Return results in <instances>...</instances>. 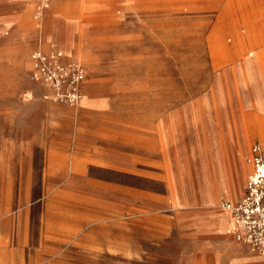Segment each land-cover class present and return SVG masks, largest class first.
<instances>
[{"label":"crops","instance_id":"obj_1","mask_svg":"<svg viewBox=\"0 0 264 264\" xmlns=\"http://www.w3.org/2000/svg\"><path fill=\"white\" fill-rule=\"evenodd\" d=\"M105 1L89 3L101 7ZM32 6L26 3L21 8L20 31H25V14ZM59 7L54 5L46 12L42 28L28 31L36 47L59 49L67 60L82 61L79 56L88 57L93 47L103 59H119L124 54L123 45L134 38L129 33L135 26L128 18L134 15L130 9L100 8V23L83 26L60 13ZM251 28L244 39L208 41V55L214 66L206 87L211 103L180 104L174 120L168 121L165 137L160 106H155L157 114L150 116L143 114L148 105L136 106L124 98L125 92L134 89V80L147 79L145 73L91 72L85 79L94 93L90 101L75 107L49 101L36 106L37 115L22 123L30 129L24 145L26 150L40 149L47 166L38 174V185L32 172V178L25 180L23 171L15 175L20 191L26 185L27 191L46 193L38 201L46 204L45 239L53 242L46 245L47 249L64 250L73 243L86 255H98L92 251L100 246L98 232L120 222L118 216L100 214L107 201L104 191L134 192L136 176L162 179L169 175L162 169V161L170 159L175 165L171 166L174 177L167 184L169 190L184 193L177 161L190 158L201 166L205 194L194 202H187L184 195L174 207V230L182 264H264V255L254 252L231 232L232 212L223 206L237 202L245 194L253 169L248 160L251 148L255 143L264 145V22ZM218 96H223L224 102H215ZM238 157L244 159L246 167L240 193L228 197L224 188H219L220 197L215 201L211 193L218 192L216 161H223L230 175ZM119 175L127 177L126 182L120 181ZM72 201L83 207L75 217L78 222H72ZM3 211L0 207V264H32L33 253L27 249L42 248L44 243H33L34 238L21 232L17 213L12 237ZM72 231L79 232L78 236H72ZM51 253L60 255L64 251Z\"/></svg>","mask_w":264,"mask_h":264},{"label":"rangeland","instance_id":"obj_2","mask_svg":"<svg viewBox=\"0 0 264 264\" xmlns=\"http://www.w3.org/2000/svg\"><path fill=\"white\" fill-rule=\"evenodd\" d=\"M89 1L55 0L40 18H36V1L0 0V207L4 209L3 216L8 218L7 231L13 237L17 213L19 222H22L21 232L34 238L33 243H44L42 248L27 249L33 253L32 264H182V257L178 254L180 242L174 230V207L184 195L187 202H194L205 194L202 192L205 180L201 166L190 158L177 161L184 193L169 190L167 184L174 177L171 174L174 167L171 166L175 165L170 159L162 161V169L169 173L162 179L136 176L134 192L104 191L107 201L103 202L100 214L118 216L120 222L98 232L100 246L92 250L98 255H86L85 250L73 243L64 250L47 249L46 245L53 242L45 239L47 232L43 218L46 204L38 201L46 193L27 191L26 185L20 191L15 173L23 171V180L32 178L30 174L34 173L38 185V174L48 161L40 149L26 150L24 139L30 136V129L22 123L37 115L36 106L42 101L75 107L93 99L94 93L90 90L92 85L85 81L84 97L79 104L56 100L51 87L36 78L30 54L41 47H36L35 40L27 34L32 28H42L46 12L58 4L60 13L83 26L100 23V8L132 10L134 15L128 18L135 26L129 33L134 38L127 46L123 45L122 57L103 59L96 54L94 47L88 57L78 56L85 63L80 61L85 67V79L89 73L97 71L145 73L147 79L134 80V89L125 92L124 98L136 106L148 105L143 114L150 116L157 114L153 110L160 106L165 137L169 131L168 121L174 120L180 104L211 103L206 87L213 76L214 66L208 55V41L244 39L253 29L251 25L264 22V0H107L101 7L91 5ZM26 3L33 6L25 14V31H20L19 16ZM251 52L255 55L253 49ZM215 102H224V97H216ZM241 162L243 178L246 167L244 159ZM234 166L237 167L236 161L231 171ZM224 171L223 161H216L218 192L211 193L215 201L220 197L219 188H224L228 197L240 193V190L228 188ZM108 176L115 178L111 174ZM118 179L126 182L127 177L119 175ZM216 203L219 206L218 201ZM81 207L82 204L72 201V222H78L75 217L81 214ZM78 234L72 231V236ZM53 251L64 253L52 255Z\"/></svg>","mask_w":264,"mask_h":264},{"label":"built area","instance_id":"obj_3","mask_svg":"<svg viewBox=\"0 0 264 264\" xmlns=\"http://www.w3.org/2000/svg\"><path fill=\"white\" fill-rule=\"evenodd\" d=\"M36 1V18L55 0ZM36 78L53 88V96L70 105L78 104L81 97L85 67L79 60H67L63 51L51 48L37 49L32 55ZM252 165L245 194L235 203L223 206L232 212L231 232L254 252L264 255V145L255 143L248 158Z\"/></svg>","mask_w":264,"mask_h":264},{"label":"bare ground","instance_id":"obj_4","mask_svg":"<svg viewBox=\"0 0 264 264\" xmlns=\"http://www.w3.org/2000/svg\"><path fill=\"white\" fill-rule=\"evenodd\" d=\"M45 83V82H44ZM84 83H85V79L82 81V91H81V97H80V99H79V101H78V104L81 102V100L83 99V97H84V92H85V87H84ZM48 86H50L48 83H46ZM51 87V86H50ZM51 89H52V94L54 93L53 92V88L51 87ZM264 129V128H263ZM263 132H264V130H263ZM239 152V151H238ZM242 161V158H240V157H238L237 158V160H236V164H237V167L235 168V166H234V168H233V170L231 171V174L230 175H228L227 173H226V170L224 171V173H225V179L227 180V186H228V188L231 190H233V191H238V190H240V181L242 180V175H243V169L241 168V166H240V163H242L241 162Z\"/></svg>","mask_w":264,"mask_h":264}]
</instances>
